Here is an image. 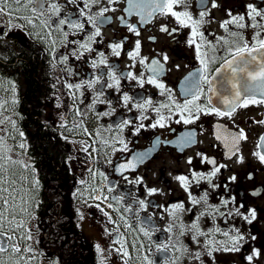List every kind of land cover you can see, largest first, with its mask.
<instances>
[{
	"label": "flooded vegetation",
	"instance_id": "1",
	"mask_svg": "<svg viewBox=\"0 0 264 264\" xmlns=\"http://www.w3.org/2000/svg\"><path fill=\"white\" fill-rule=\"evenodd\" d=\"M59 2L65 4L66 0H59ZM217 2L220 7L213 9L211 0H205L207 8L210 9L208 19L211 23L205 24L202 29L207 40L213 42L216 37L226 35L220 27V22L228 18L224 9H232L235 15L244 13V4L248 2H254L264 7V0H217ZM105 3L106 0H101V4L93 7V12L98 11ZM190 4L193 15L198 16L201 10L200 0H190ZM111 7L116 11L106 13L110 22L101 26L103 35L97 37V40L102 42L96 43L93 47L98 51L105 52L109 64L118 67V73L130 70L128 65L132 61L129 60L126 53L132 50L137 39L141 41V55L147 57L149 63L153 59H160L163 63L162 55L166 53L169 56V61L164 65L165 71L160 74L158 79L173 90L177 102L183 103L185 97L181 94L180 84L189 73L200 67L194 48H189L185 43L190 30L184 29L179 34L169 36L160 31V26L167 24L170 29L175 27V22L171 17L158 16L152 22L141 25L139 17L128 16L124 12L127 7L125 0ZM74 11L73 6H66L63 9L64 13ZM5 12L7 13V9ZM4 15L5 13L0 14V103H6L3 108H0V121H4L0 127L5 130L0 134L12 132L8 118L16 121L17 128L25 134L24 139L27 147L23 150L19 149L15 140L21 138L16 135V138L12 139L11 135H8L6 143L12 147L10 154L13 159H16V154H21L20 158L35 168V174L40 180L39 191L35 193L39 206L34 209V218L29 224L32 228L33 241L31 243L34 249V252L29 254L34 257L30 264H55V262L58 264H101L102 258L104 264H124V259L114 251V248L119 246L113 243L117 238V233L114 231L116 226L108 221V218L100 210L101 208L110 213L112 219L121 225L120 233L126 238V247L130 254L128 264H141L137 258L141 255L137 252L140 244L133 246V239L136 237L124 226L123 221H120L119 214L107 207L106 202L94 201L88 197L90 185L103 187L105 192H107L108 185L115 186V191L108 195L124 196L123 204L132 203V199L128 196L129 193L133 198L146 199L149 202L147 211H140L139 216L140 218L151 217V225L148 226H154L157 231L153 233L151 242L142 234L137 233L136 236L144 242L145 251L151 249L150 257L154 264H165L168 256L173 254L179 257L177 264H201V261L202 264H213L212 258L206 254L202 253L201 261L193 260L189 255V253L197 251L202 252L204 237H200V242L197 244L192 242L190 233L180 237L178 228L173 230L175 235L166 231L170 217L164 212V208L181 201L186 208L191 207L187 193L173 177L180 174L190 177L192 170L208 172L212 167L207 163H201V157L197 153L214 158L218 164L228 165L227 169L221 170V174L215 182L223 185L226 177L236 175L237 181L230 185L229 194L236 196L237 206L239 203H244L246 208H256L259 217L258 221L251 226L244 224L238 217L225 220L224 217L217 216L215 221L207 216L201 218L200 227L204 231L214 227L227 230L235 225L245 232L250 229L251 233L257 236V240L245 244L240 252L214 253V264H247L244 257L251 253L253 247L261 251V256L255 259L254 264H264V164H261L253 155V152L257 151L260 137L264 134V124L255 123V121L264 119V105H250L248 108L238 109L232 119L215 115H201L199 120L186 125L182 122L175 123L174 121L178 117H174L167 127L148 128L142 130L139 135H132L131 129H126L123 136L128 142L129 151H117L106 157L105 151L110 153L111 150H101L93 153V156L97 158L93 161L87 153L81 150L79 143L80 141L92 143V138L79 130L68 131L60 127L61 115L66 118L69 128L72 127L73 120L76 119L71 111L73 105L67 95L68 90L62 83L57 84L55 89L52 87L58 76H62L70 83H76L79 78L62 74L59 65L56 69L51 68L48 45L36 36V32L40 31L39 28L33 29L25 25L23 28L12 29V23L23 25L24 21L14 20L7 14L8 22L6 23ZM121 16H124L129 22L137 24L141 33L139 37L128 32L119 20ZM85 29L86 32L91 31L87 24ZM241 31L244 38L251 42L255 30L246 28ZM124 37H128V39L124 44L121 56L119 58L112 56L108 44L123 40ZM153 37L155 39H151ZM72 39H83V34L75 37L70 35L69 40ZM67 52L68 48L57 47V56ZM158 53L160 55H157ZM92 55L94 56L95 53ZM69 65L83 78H87V74L91 71L83 61H75L70 58ZM177 65L179 68L176 67ZM218 66L216 64L211 67ZM131 70L137 74L144 71L138 63L135 69ZM13 87L15 92L12 91ZM122 88L133 95L151 97L154 103L167 102L166 96H161L159 90L152 85L138 88L131 87L128 82L122 81ZM57 96H59V100ZM92 98V91L85 89L82 97L83 103L80 104V108L86 114L83 121L84 127L93 134L99 129L105 139L114 135V130L109 132L105 129L109 125H112L114 129L117 116L122 115L123 118H129V116L135 117L138 114L135 111L129 114L121 109L116 105L117 97L114 90H106L105 98L113 100V104L117 108V116L97 121L87 107ZM14 100L15 103H13ZM203 102L204 100L201 98L200 103ZM57 103H60L62 107L56 108ZM213 103L216 104L217 101ZM105 107V105L97 104L96 111H104ZM148 115L151 119L145 120V125L152 123L156 118L154 112L149 111ZM216 125H222L231 132H237L240 128L244 129L247 139L238 144V155L244 157L243 164L236 163V157L227 158L228 150L224 147V142L216 139L218 134ZM188 133L192 134V143L181 147L180 138ZM62 136H67L69 139L65 140ZM157 138L160 143L153 147ZM93 146L98 149L102 148L99 143ZM149 150H151L149 156L135 171L128 170L123 176L115 171L119 163L131 159L137 153L149 152ZM91 151L92 149L89 148V152ZM69 156L74 157L70 163L67 159ZM190 157L192 158L191 165L188 164ZM107 159H111L112 163H107ZM89 168L97 173L94 180L93 174L88 171ZM22 170L24 169L16 167L17 177L19 171ZM99 173H103L107 180H103ZM22 175H26L28 180H31L33 174L24 170V174L21 172ZM124 176L130 180L141 176L148 187L163 189L165 195L146 196L143 185L129 184L124 180ZM82 180L86 183L81 184ZM25 183L29 189L28 181L25 180ZM206 189L209 192V203L219 204V195L224 194L223 188L212 191L206 183H201L199 186L193 184L190 191L193 196L199 197ZM81 193L84 195L82 196ZM253 193L256 194L253 195ZM96 204H100V208H97ZM118 206L122 210V205ZM133 207L135 208V205ZM200 210L199 207H196L191 213L184 212L181 217L182 221L185 224L191 223L193 215H199ZM125 216L134 229L140 227L141 221L135 216L129 213H125ZM106 229L109 231L106 232ZM215 239L225 240L226 238L220 233H216ZM169 240L178 247L182 245L187 248L188 252L181 255L179 252L170 251L165 254L156 251V244L167 243ZM97 245L103 250L102 252L97 250ZM4 259H7V254L4 255Z\"/></svg>",
	"mask_w": 264,
	"mask_h": 264
},
{
	"label": "snow or ice",
	"instance_id": "2",
	"mask_svg": "<svg viewBox=\"0 0 264 264\" xmlns=\"http://www.w3.org/2000/svg\"><path fill=\"white\" fill-rule=\"evenodd\" d=\"M121 2L122 0H106V3L98 11L93 12V7L101 4V0H66L65 4H61L59 0H0V14L5 13L7 9V14L13 17L14 20L24 21L23 25L12 23V29L23 28L25 25L33 29H40L36 32V36L48 45L52 69H56L59 65L62 74L79 78L76 83H70L62 76H58L52 87L55 89L57 84L62 83L68 90L67 95L73 105L71 111L76 119L73 120L72 127L69 128L66 118L61 115L60 127L68 131L79 130L84 135L92 138V143L87 141H80L79 143L81 144V150L87 153L93 161L97 159L93 156V153L101 150H111L110 153L105 151L106 157L117 151H129L128 142L123 136L126 129H131L132 135H139L142 130L148 128L167 127L174 117H178V119H175V123L182 122L186 125L199 120L201 115H215L232 119L238 109L248 108L250 105H264V7L254 2H248L244 4L245 12L235 15L232 9H224L228 18L220 22V27L226 35L216 37L215 42H213L207 40L202 30L205 24L211 23L208 19L210 9L207 8L205 0H200L201 10L198 16H194L190 10V0H125L127 7L124 12L128 16L139 17L141 25L152 22L158 16L171 17L176 26L170 29L167 24H162L160 26L161 32L173 36L184 29L190 30L185 43L189 48H194L196 60L199 62L200 67L189 73L180 84L181 94L185 99L183 103H179L173 90L158 79L160 74L165 71L164 65L169 61V56L166 53L162 55L163 63L160 59H153L149 63L148 58L141 55V41L137 39L132 50L126 53L129 60L132 61L128 65L130 70L118 73V67L109 64L105 52L98 51L93 47L96 43L102 42L97 40V37L103 35L101 26L110 22V18L106 16V13L115 12L116 9L111 6ZM66 6H73L75 11L64 13L63 9ZM219 7L220 4L217 0H211V8ZM119 20L129 33L136 37L140 36L141 33L137 24L129 22L124 16L119 17ZM86 24L90 26L91 31L86 32ZM246 28L255 30L251 42L244 38L241 31ZM82 34L83 39L69 40L70 35L75 37ZM127 39L128 37H124L123 40L110 42L108 44L110 54L119 58ZM58 46L68 48V52L57 56ZM92 53H95V55L93 56ZM70 58L87 64V67L91 70L87 74V78L81 77V74L69 65ZM137 63L144 69L139 74L131 70L135 69ZM216 64L219 66L211 67ZM176 67L179 68V65ZM122 81L128 82L131 87L138 88L152 85L159 90L161 96H166L167 102L154 103L151 97L130 94L129 91L123 90ZM85 89L93 93L92 101L87 107L97 121L106 117L117 116V108L114 106L113 100L105 98L106 90H114L117 97L116 105L121 109L129 114L133 111L138 114L135 117L129 116V118H123L122 115L117 116L114 129L112 125L105 129L109 132L114 130V135L110 138H103L99 129L93 134L84 127L83 121L86 114L80 108V104L83 103L82 97ZM12 91L15 92L14 87ZM214 97L217 100L216 104L213 103ZM201 98L204 100L203 103H200ZM57 99L59 100V96H57ZM15 102L14 100L13 103ZM4 103H0V108L4 107ZM97 104L105 105V110L96 111ZM55 107L59 109L62 105L57 103ZM149 111L154 112L156 118L152 123L145 125L144 121L151 119L148 115ZM8 119L12 132L0 134V264H30L34 257L29 254H32L34 249L31 243L33 233L29 224L31 219L34 218V209L39 206L35 193L39 191L40 180L35 174L34 167L23 160L13 159L10 154L12 147L6 143L8 135H11L12 139H15L16 135L21 138L17 145L19 149H26L27 145L24 139L25 134L17 128L16 121ZM3 123L4 121H0V124ZM255 123L264 124V119L255 121ZM216 128L218 130L216 139L224 142V147L228 150L226 152L227 158L236 157V163L243 164L244 157L238 155V144L240 141L247 139L244 129L240 128L237 132H231L222 125H216ZM4 132L5 130L0 127V133ZM191 135V133H188L180 138L179 144L181 147L192 143ZM62 138L69 139L67 136H62ZM73 142L75 143V141ZM97 143L102 148L98 149L93 146ZM159 143V138H157L153 147ZM89 148L92 149L91 152H89ZM150 151L137 153L131 159L119 163L115 171L122 176L128 170L135 171L149 156ZM197 155L201 157V163H207L212 167L208 172L190 171L191 179L189 175L184 174L173 177L187 193L191 207L186 208L181 201L164 208V212L170 217V223L166 231L175 235L173 230L178 228L180 237L190 233L192 242L197 244L200 242V237H204L202 252L197 251L189 253V255L193 260L201 261L202 253L206 254L212 258L214 264V253L240 252L245 244L257 240V236L253 235L250 229L245 232L235 225L227 230L214 227L204 231L200 227L201 218L207 216L215 221L217 216H222L225 220L238 217L244 224L251 226L258 221L259 217L256 208H246L244 203H239L237 206L236 196L229 194L231 191L230 185L237 181L236 175L226 177L223 185L215 182L221 174V170L227 169L228 165L218 164L214 158H209L203 153H197ZM253 155L261 164H264V136L260 137L257 151H254ZM67 159L70 163L74 157L69 156ZM107 163L111 164V159H107ZM188 164H192L191 157L188 159ZM17 166L33 174L31 180H28L26 175L19 177L21 180L28 181L30 187L27 193H31V195L27 193L22 195L16 188ZM88 171L93 174L94 180L97 173L93 172L92 168H89ZM99 175L103 180H107L103 173H99ZM123 178L129 184L143 185L146 196L165 195L163 189L148 187L141 176H137L134 180H130L127 176ZM80 183L84 184L86 181L82 180ZM201 183H206L212 191L223 188L224 194L219 195V204L209 203L207 189L199 197L192 195L191 186L193 184L199 186ZM89 187L88 197L94 201L106 202L107 207L116 211L119 214L120 221H123L124 226L134 234L136 238L133 239V246L140 244L137 252L141 255L137 258L141 264H154L153 259L150 257L151 249L145 251L144 242L136 236L137 233L142 234L151 242L153 233L157 231L154 226H148L151 225V217L140 218L139 216L140 211H147L149 202L146 199L133 198L132 194L129 193L128 196L132 199V203L123 204L124 196L108 195L115 191V186L108 185L107 192L100 186L90 185ZM255 194L253 193V195ZM81 195L83 196L84 193H81ZM85 203H87V200H85ZM118 205H122V210ZM133 205H135V208ZM95 206L100 208V204ZM196 207L201 209L199 215L194 214L192 222L185 224L181 219L183 213L186 211L191 213ZM100 210L108 218V221L116 226L114 231L117 233V238L113 243L119 246L114 248V251L124 259V264H128L130 254L126 247V238L120 233L121 225L112 219L110 213L102 208ZM125 213L132 214L141 221L138 229L132 227ZM107 231L109 230L106 229ZM216 233H220L226 239L216 240ZM155 247L156 251L165 254L170 251L173 253L179 252L181 255L188 252L187 248L182 245L178 247L171 240L167 243L156 244ZM96 248L98 251H103L99 245ZM5 254H7V259H4ZM260 256V249L253 247L251 253L246 255L244 259L247 264H254L255 259ZM178 260L179 257L173 254L168 256L165 264H177ZM55 264H58V262H55ZM101 264H104L103 258Z\"/></svg>",
	"mask_w": 264,
	"mask_h": 264
},
{
	"label": "rangeland",
	"instance_id": "3",
	"mask_svg": "<svg viewBox=\"0 0 264 264\" xmlns=\"http://www.w3.org/2000/svg\"><path fill=\"white\" fill-rule=\"evenodd\" d=\"M16 141V143L18 144L19 142H20V139L19 140H15ZM20 156H21V154H16L15 155V158L16 159H19V160H22L21 158H20ZM20 173H19V176L17 177V183H16V188H17V190L18 191H20L21 192V194L22 195H24L25 193H27V185H26V183H25V180H21V179H19V177L21 176V172L24 174V170H22V171H19ZM28 194V193H27Z\"/></svg>",
	"mask_w": 264,
	"mask_h": 264
},
{
	"label": "water",
	"instance_id": "4",
	"mask_svg": "<svg viewBox=\"0 0 264 264\" xmlns=\"http://www.w3.org/2000/svg\"><path fill=\"white\" fill-rule=\"evenodd\" d=\"M214 101H217L215 97L213 98V102H214ZM263 136H264V134H263Z\"/></svg>",
	"mask_w": 264,
	"mask_h": 264
}]
</instances>
